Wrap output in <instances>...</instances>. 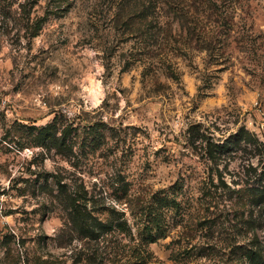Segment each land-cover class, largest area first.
<instances>
[{
	"label": "rangeland",
	"instance_id": "obj_1",
	"mask_svg": "<svg viewBox=\"0 0 264 264\" xmlns=\"http://www.w3.org/2000/svg\"><path fill=\"white\" fill-rule=\"evenodd\" d=\"M262 121L264 0H0V264H264Z\"/></svg>",
	"mask_w": 264,
	"mask_h": 264
},
{
	"label": "trees",
	"instance_id": "obj_2",
	"mask_svg": "<svg viewBox=\"0 0 264 264\" xmlns=\"http://www.w3.org/2000/svg\"><path fill=\"white\" fill-rule=\"evenodd\" d=\"M180 10H183L181 8ZM38 132L36 134L38 143L42 145L43 148L47 150L55 149L58 153L66 154L68 151H72L74 146V136H73V126L66 125L59 120V116L55 115L54 119L47 123L46 125L40 126L38 128ZM96 130H93L91 134L96 138ZM245 131H241V134L244 135ZM246 133V132H245ZM247 134V133H246ZM91 135L87 137V139L90 138ZM93 138V139H94ZM243 139H245L246 142H250L249 136H243ZM205 142V149L206 152H208L209 158L213 161H217V157L219 154L225 152V150L228 147L229 142H217L209 137L204 138ZM55 176V175H54ZM56 183L61 185L63 187L62 180L56 179ZM65 191L62 190L61 194L63 197H65ZM154 198L156 200H161L166 202L165 205L170 204L171 206H174V198H170L169 194L160 191L158 193H155ZM169 206V205H168ZM69 207L71 209V212L69 213V218L71 225L76 227L77 230H79L82 233L86 234H95L99 231H104L112 228L113 223L110 221H102L98 218H96L92 213L89 211H83L80 207V204L76 200H72L69 202ZM84 212L86 215H81L80 213ZM150 211V209H148ZM153 213L149 217V223L144 228L149 229V233L152 237H154L153 240H155L156 235L154 234V229L156 227L162 228V224H158L156 221L159 219H162V210H160L158 207L153 208Z\"/></svg>",
	"mask_w": 264,
	"mask_h": 264
},
{
	"label": "built area",
	"instance_id": "obj_3",
	"mask_svg": "<svg viewBox=\"0 0 264 264\" xmlns=\"http://www.w3.org/2000/svg\"><path fill=\"white\" fill-rule=\"evenodd\" d=\"M262 129L264 130V121L261 122Z\"/></svg>",
	"mask_w": 264,
	"mask_h": 264
}]
</instances>
